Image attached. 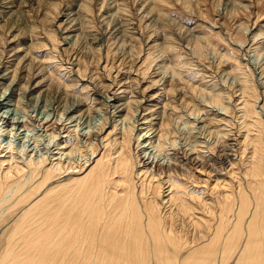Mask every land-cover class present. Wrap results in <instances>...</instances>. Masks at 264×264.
Wrapping results in <instances>:
<instances>
[{
  "label": "bare ground",
  "instance_id": "1",
  "mask_svg": "<svg viewBox=\"0 0 264 264\" xmlns=\"http://www.w3.org/2000/svg\"><path fill=\"white\" fill-rule=\"evenodd\" d=\"M16 7L17 0H0L3 24ZM69 16L63 40L75 45L82 37ZM7 53L12 59L0 58V139L18 140L25 151L0 140V208L16 211L11 224L0 217V227L12 228L0 264H264V103L254 89L240 84L236 113L247 133L230 140L240 159L224 161L219 181L198 137L212 121L200 120L197 136L184 137L152 94L145 104L129 101L120 80L113 92L96 85L88 104L47 81L40 64L36 74H24L36 63L28 51L15 45ZM99 105L109 109V121L93 129L88 118L102 115ZM152 142L164 157L149 151Z\"/></svg>",
  "mask_w": 264,
  "mask_h": 264
},
{
  "label": "rangeland",
  "instance_id": "2",
  "mask_svg": "<svg viewBox=\"0 0 264 264\" xmlns=\"http://www.w3.org/2000/svg\"><path fill=\"white\" fill-rule=\"evenodd\" d=\"M225 3V0H17L18 7L13 10L17 13L4 24L0 19V58L12 59L8 50L19 46L36 61L24 74H36L40 64L43 72L40 73L47 81L54 86L69 87V94L85 99L88 104L94 98L96 85L111 86L113 92L122 80L129 101L145 104L146 97L154 95L156 107L169 119L171 130L183 136H188L187 133L197 136V123L204 119L212 121L210 131L198 137L204 154L213 156L210 160L219 172L218 180L223 181L226 175L222 170L228 166L224 161L240 159L237 146L232 147L234 143L230 140L240 134L244 139L247 133L236 113L243 101L240 84L248 93L254 89L259 106L264 103L260 94V85L264 83V75L263 78L260 75V70L264 71V0H235L234 8L225 7ZM68 13L69 21L74 19L71 23L76 24V34L82 37L75 45L63 40L64 15ZM94 41L99 44L97 47L91 44ZM33 81L32 77L29 83ZM95 108L102 110V115L92 111L88 124L99 129L109 121L110 114H104L109 110L104 105ZM221 118L224 125L219 127L215 120ZM29 133L33 134L30 137L36 134L34 130ZM141 133L138 130L135 135ZM0 140L4 146L12 141L16 150L25 151L18 140L7 136ZM174 141L178 143L177 138ZM214 146L215 153H208L207 148ZM42 147L33 153L41 154ZM158 147V143H153L148 148L154 153ZM51 149L50 146L48 151ZM159 153L164 157V152ZM76 156L77 153L72 156L73 160H80V155ZM66 181L67 178L60 182ZM4 211L5 208H0L1 223L11 224L16 211ZM10 224L0 227V252L11 232ZM193 234L188 237L194 238Z\"/></svg>",
  "mask_w": 264,
  "mask_h": 264
}]
</instances>
